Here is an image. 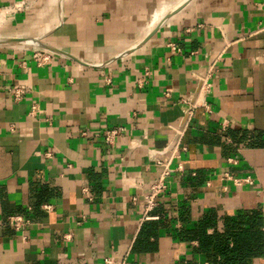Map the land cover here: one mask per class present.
Here are the masks:
<instances>
[{
    "label": "crops",
    "instance_id": "0c3cea01",
    "mask_svg": "<svg viewBox=\"0 0 264 264\" xmlns=\"http://www.w3.org/2000/svg\"><path fill=\"white\" fill-rule=\"evenodd\" d=\"M0 38L59 51L39 66L45 49L0 45V264H209L180 233L252 210L264 247V0H0ZM203 78L207 108L187 117ZM159 161L171 172L145 213Z\"/></svg>",
    "mask_w": 264,
    "mask_h": 264
},
{
    "label": "trees",
    "instance_id": "16d2710c",
    "mask_svg": "<svg viewBox=\"0 0 264 264\" xmlns=\"http://www.w3.org/2000/svg\"><path fill=\"white\" fill-rule=\"evenodd\" d=\"M214 225V216L208 214L198 222L197 229L180 233L182 239H196L199 242V250L206 254L209 264H253L254 259L263 255V221L258 210L226 217L224 229L208 235L206 229ZM155 234V226L144 225L139 233L140 241L138 239L134 249L149 248V244L143 243Z\"/></svg>",
    "mask_w": 264,
    "mask_h": 264
},
{
    "label": "built area",
    "instance_id": "2783aa9c",
    "mask_svg": "<svg viewBox=\"0 0 264 264\" xmlns=\"http://www.w3.org/2000/svg\"><path fill=\"white\" fill-rule=\"evenodd\" d=\"M172 46V45H170ZM172 50H176L173 46L171 47ZM52 58V54L50 52H47L45 50L43 51H36L33 54V59L37 62L39 66L46 64L50 59ZM211 89V83L206 79L203 78L199 85L196 94L194 97L189 98L184 103L187 106L186 110V116L189 117L191 115V112L196 106H202L205 109L207 108L204 105L203 100H197L198 96L202 94H207L210 92ZM10 93L14 101H20L24 96V90L22 86L14 85L10 89ZM35 111V107H31L30 113H33ZM123 128L121 127H114L111 129H106L104 131V140L106 143L111 144L113 142V139L120 135ZM160 166H162V170L158 177L149 185L147 193L143 195L141 204L144 212L151 211L156 205V199L157 197L164 192L166 189V178L169 176L171 169H170V162L166 161L165 163L162 161L157 162ZM225 178L232 179L233 183L235 185H241L243 183L250 182L249 179H240V178H232L228 175H224ZM135 201V198L132 199ZM10 224L15 228L18 229L24 224V221L19 216H12L10 217ZM105 264H111V259H105Z\"/></svg>",
    "mask_w": 264,
    "mask_h": 264
},
{
    "label": "water",
    "instance_id": "95a60500",
    "mask_svg": "<svg viewBox=\"0 0 264 264\" xmlns=\"http://www.w3.org/2000/svg\"><path fill=\"white\" fill-rule=\"evenodd\" d=\"M14 43L31 44V45L37 46L39 48H43L49 52H54V53L59 52L57 49H55L51 46L45 45V44L41 43L39 41V39H35V38H0V45L14 44Z\"/></svg>",
    "mask_w": 264,
    "mask_h": 264
},
{
    "label": "rangeland",
    "instance_id": "374dc122",
    "mask_svg": "<svg viewBox=\"0 0 264 264\" xmlns=\"http://www.w3.org/2000/svg\"><path fill=\"white\" fill-rule=\"evenodd\" d=\"M154 15H155V17H159L160 16V14L158 13V14H156V13H154ZM135 17H138V18H140V20H138V21H131L130 23H129V25H131L133 28H135L136 29V26H137V29L139 30V31H141V32H145V30H149L150 28V26L152 25V24H150V23H153V24H155L156 23V21H148L147 19L148 18H150V15L148 14V15H135V16H133V18H135ZM147 18V19H146ZM128 23V22H127ZM125 24V25H128V24ZM150 24V25H149Z\"/></svg>",
    "mask_w": 264,
    "mask_h": 264
}]
</instances>
